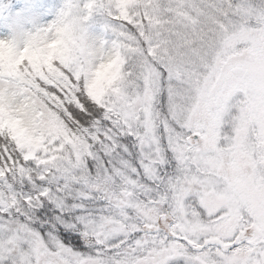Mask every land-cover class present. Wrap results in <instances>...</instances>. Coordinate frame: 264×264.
<instances>
[{
	"label": "snow or ice",
	"instance_id": "6c2138e0",
	"mask_svg": "<svg viewBox=\"0 0 264 264\" xmlns=\"http://www.w3.org/2000/svg\"><path fill=\"white\" fill-rule=\"evenodd\" d=\"M0 264H264V0L0 35Z\"/></svg>",
	"mask_w": 264,
	"mask_h": 264
},
{
	"label": "rangeland",
	"instance_id": "374dc122",
	"mask_svg": "<svg viewBox=\"0 0 264 264\" xmlns=\"http://www.w3.org/2000/svg\"><path fill=\"white\" fill-rule=\"evenodd\" d=\"M22 6L16 10L6 6L0 9V30L11 32L15 27L27 29L29 26L35 25L46 13L53 7L55 0H21ZM45 3L46 6L41 8L39 5Z\"/></svg>",
	"mask_w": 264,
	"mask_h": 264
},
{
	"label": "trees",
	"instance_id": "16d2710c",
	"mask_svg": "<svg viewBox=\"0 0 264 264\" xmlns=\"http://www.w3.org/2000/svg\"><path fill=\"white\" fill-rule=\"evenodd\" d=\"M62 3H63V0H55L53 7L50 8L46 13H43L40 20L35 25L29 26L26 30H30L34 26L45 25L49 23L55 17L56 12L61 7ZM6 6H9L13 10H16L18 7L22 6V1L21 0H0V9ZM8 33L10 32L6 30H0V35H6ZM87 34L90 37H97L102 34V30L98 24H90L87 27ZM105 38L107 37L105 36Z\"/></svg>",
	"mask_w": 264,
	"mask_h": 264
}]
</instances>
